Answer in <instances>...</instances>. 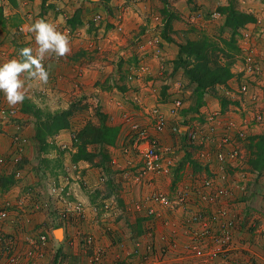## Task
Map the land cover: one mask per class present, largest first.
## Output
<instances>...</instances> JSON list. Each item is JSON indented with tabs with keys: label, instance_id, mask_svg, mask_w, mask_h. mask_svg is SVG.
I'll use <instances>...</instances> for the list:
<instances>
[{
	"label": "crops",
	"instance_id": "obj_1",
	"mask_svg": "<svg viewBox=\"0 0 264 264\" xmlns=\"http://www.w3.org/2000/svg\"><path fill=\"white\" fill-rule=\"evenodd\" d=\"M233 1L238 9L256 17L246 27L256 33L261 28L256 25L260 20L264 29V0ZM12 3L13 0H0V9L3 11V18L0 19L1 63L17 58L21 48H36L34 36L25 27L34 22L32 16L36 12L39 14L38 19L59 24L61 28H70V35L60 31L69 36L71 53L59 60L47 59L48 83L31 81L32 87L27 89L26 97L43 110L57 111L74 107L75 113L82 110V116L75 120L73 117L72 128L61 130L48 138L52 148L45 153L55 151V154L48 155V165L39 167L42 174L46 172L50 177L51 184L59 187L58 207L75 208L78 204L82 206L81 212L71 210L70 222L67 221L68 228L60 225L58 221L54 222L53 253H49L42 264H91L89 253L83 248L85 244L82 239L85 235H92L96 249L103 251L98 264H138V258L131 255L135 250V243L138 240L145 243L151 240L161 250L173 241L172 228L179 235L176 241L180 251L184 250L187 240L183 233L184 225H180L185 220L179 219L183 210L171 211L170 208L156 205L160 217L150 220L144 214L145 209L138 211L135 204L142 203L145 208L151 204L146 203L145 198L153 191L172 195L174 189L191 185L193 181L210 174L213 169L220 171L217 168L215 143L209 140L204 146L192 145L187 134L189 125L200 121L205 124V133L211 136L221 132L222 126L229 122L242 124L251 112H247L249 109H257L261 107V103L264 104V32L261 35L255 34L252 42L262 66L261 84L257 86L252 83L251 87V92L258 95L257 104H253V100L247 95L243 99L244 113L238 109L241 104L238 88L242 79L239 71L243 62L240 55H237L232 64L233 77L228 83L207 91L204 103L197 113L190 112L185 116L180 113L176 116L170 113L174 98H183L185 107H189L194 100V87L186 78L183 68L175 69L180 45L213 33L214 22L219 19L210 18V14L217 11L218 7L228 5L230 0H15L16 4ZM167 9L172 16L168 24L164 25V19L167 18L164 12L168 13ZM26 14L31 18L30 21ZM98 14L102 18L96 20ZM158 15L161 16V22L155 19ZM194 15L197 17L192 21L190 17ZM22 27L24 30H20ZM137 39H140L149 52H153L157 44L161 49L159 58L153 59L152 53L139 55L141 47L136 42ZM154 40L158 41L153 47L148 45ZM141 65L148 66V70H140ZM131 73L136 75L135 78H130ZM17 106L20 108L19 120L31 125L25 128L29 144L24 160L29 161L34 156L39 157V151L33 148V145H37L34 140L35 118L22 112V104ZM154 106H159L169 121L168 127L160 133L154 131L148 113ZM99 113L106 117L108 124L115 125L120 130L116 145L108 146L109 162L104 166L99 163L98 158L93 163L83 159L73 161V154L77 151V131L89 122L99 124L103 121ZM214 113H219L217 119L213 123L206 122V117ZM126 117L150 128L151 133L160 138L165 149L164 157L173 159L172 173L166 176L148 174L140 182H126L124 174L137 172L143 161L141 153L135 149L127 154L123 150L124 146L129 145L131 136V123ZM208 125H214L212 132ZM172 126L179 127L180 131L174 132ZM230 132L235 134L236 130L231 129ZM262 135L264 127L257 126L250 136L249 144L244 145L240 141V145L243 149L247 148V152L253 157V138L257 137V140ZM9 144V134L1 135L2 153H8ZM146 145L144 142L141 147ZM92 148L93 146L89 147ZM205 148L208 151L207 158L201 156V151ZM62 155L65 159H62ZM22 166L25 180L17 182L14 178L7 184L6 189L1 185L0 201L13 199L23 187L34 185L29 182L34 176L29 173L28 165ZM241 166L233 168L228 165L226 173L229 182L237 177L239 170L244 171ZM0 176L10 175L2 172ZM104 177L109 178L112 184L108 189L111 195L107 197H103L97 187L93 188V183L97 181L100 184ZM259 179H264V176L253 179L247 195L241 189L235 190L232 209L242 216L243 225L244 215L249 211L264 219V181ZM99 202L100 206L106 202L103 209L96 207ZM108 203L112 204L108 206ZM208 206L212 205L200 203V207L209 213L211 209ZM44 221L45 216L41 214L28 219L24 235L39 229ZM57 224L63 229L62 234L59 231L60 237L57 236V229H54ZM150 233L153 235L148 236ZM237 234L238 238L248 242L249 249L257 255L253 259L247 255H237L232 264H264V239L248 232ZM69 236L75 239L73 245L68 243ZM163 236L166 239L162 241ZM168 253L169 256L176 254L174 249Z\"/></svg>",
	"mask_w": 264,
	"mask_h": 264
},
{
	"label": "built area",
	"instance_id": "obj_2",
	"mask_svg": "<svg viewBox=\"0 0 264 264\" xmlns=\"http://www.w3.org/2000/svg\"><path fill=\"white\" fill-rule=\"evenodd\" d=\"M196 17L197 15H194L190 19L194 21ZM101 18L102 16L98 14L95 19ZM210 18L220 19L222 14L213 11ZM155 19L161 22V16L158 15ZM54 25L57 26L58 31L62 30L69 35L71 34L70 28H61L59 24ZM256 25L261 27L256 33L245 26L240 30L239 36L240 58L243 65L239 71L242 79L238 88L241 97V104L238 109L243 113V99L247 95H249V99L253 100V104H257L259 101L258 95L251 92V87L252 83L257 86L261 84L262 66L252 42L255 34L261 35L264 29L260 20L257 21ZM20 30H24V28L22 27ZM157 41H150L148 45L153 47ZM136 42L141 47L139 55L145 56L152 53L153 59L159 58L161 49L157 47V44L153 52H149L143 47L140 39H137ZM1 61L0 58V64H3ZM44 65L48 70L47 59H45ZM148 68L145 65L139 67L140 70H148ZM135 76L131 73L130 78H135ZM184 107L185 101L182 98H176L171 102L170 113L176 116L180 115V111ZM247 112H250L249 116L244 118L242 124L237 125L235 122H229L222 126L221 132L213 133L211 136L205 133V124L200 121L192 122L189 125L187 134L192 145L204 146L209 140L215 143L217 168L220 171L213 169L210 174L193 181L191 185L174 189L172 195L162 191H153L145 198L146 203H151L145 208L142 203L135 204L136 210L143 211L145 209L144 214L150 220L160 217L156 205L170 208L171 211L183 210L179 219L185 220L180 226L184 225L183 233L187 240L184 250L180 251V246L176 241L179 239V235L175 228L171 229L173 241L161 250L151 240H147L146 243L143 240H138L135 243V250L131 254L138 258V264H232L237 255H247L250 259L257 255L252 249H249L245 239L237 237V233L248 232L264 239V219L256 217L253 211H249L244 215L243 225L242 216L233 212L232 209L235 190L241 189L246 194L250 190L249 186L253 179L264 176L263 171L252 168V155L247 152V148L244 147L243 149L240 145V141H243L244 145L249 144L250 136L257 126L264 127V104L261 103V107L249 109ZM19 113L20 108L18 106L9 107L3 93H0V138L4 134L2 130L8 126L14 127L12 131H7L10 137L8 153L4 154L0 150V173H8L16 180L21 179L24 175L22 165L26 147L29 144V137L18 124ZM148 113L155 132H163L168 127L167 115L159 106L152 107ZM218 115L219 113L211 114L205 120L213 123ZM126 118L131 123V136L129 145L124 146L123 150L127 154L135 149L141 153L143 158L142 165L137 172L126 173L129 181L140 182L141 178L148 174L166 176L172 173L173 159L164 157L165 149L160 138L152 134L150 128L139 122L131 121L130 117ZM171 128L174 132L180 131L177 126ZM231 129H235L236 133L232 134ZM213 130L214 125L210 127V132ZM144 142L147 145L142 148ZM201 152V156L207 158L208 151L206 148ZM241 164L243 165L241 166ZM228 165L233 168L244 167V171L239 170L237 177L230 182L228 173H226ZM208 169H211V165ZM23 188L18 194H15L13 199L6 198L0 201V264H42L49 253H53L52 240L54 235L52 231L55 220L61 221L68 228L67 223L70 222L71 210L76 209L79 212L82 210L80 204L75 208L58 207L60 190L55 184H50L47 190H40L34 186ZM250 200L251 198L248 199V201ZM201 202L212 205L207 207L211 209V212L208 213L205 208L200 207ZM37 214H43L46 221L42 222L41 227L33 233L24 235V232L27 231L26 221ZM150 235L151 233L148 234V236ZM161 238L163 241L166 236ZM82 240L85 244L83 248L89 253L90 263L98 264L101 262L103 251L96 249L94 237L85 235ZM74 242V237L69 236L68 243L73 245ZM142 248L145 249L142 251ZM172 249L175 250L176 254L169 256L168 252ZM89 250L92 251L88 252Z\"/></svg>",
	"mask_w": 264,
	"mask_h": 264
},
{
	"label": "trees",
	"instance_id": "obj_3",
	"mask_svg": "<svg viewBox=\"0 0 264 264\" xmlns=\"http://www.w3.org/2000/svg\"><path fill=\"white\" fill-rule=\"evenodd\" d=\"M12 4H16L15 0ZM217 11L222 14L223 18L221 29L228 31L229 36L219 33V37L211 39L205 35L180 45L175 69L183 68L186 78L194 87L193 103L180 111L183 116L190 112L197 113L204 103L206 92L218 85H226L233 77L232 64L236 56L241 53L238 45L240 30L256 20L252 13L238 9L233 0H230L228 5L218 7ZM164 14L167 16L164 19V25H166L172 15L166 11ZM1 18H3L2 9H0ZM21 110L35 118L34 140L40 152L45 153L52 148L48 141L49 137L58 134L61 130L72 128V119L76 109L74 107L57 111L43 110L26 97ZM99 115L100 119H103L99 124L89 122L77 131L75 139L77 151L73 154V161L83 159L93 163L94 159L98 158L99 163L104 166L109 162L108 146L116 145L120 130L117 126L108 124L102 113ZM256 138H253L255 151L251 165L256 170L264 171V135L257 140ZM90 146L93 148L89 149ZM47 161L49 159L43 162ZM13 179V176H0V186L6 189L7 184Z\"/></svg>",
	"mask_w": 264,
	"mask_h": 264
},
{
	"label": "clouds",
	"instance_id": "obj_4",
	"mask_svg": "<svg viewBox=\"0 0 264 264\" xmlns=\"http://www.w3.org/2000/svg\"><path fill=\"white\" fill-rule=\"evenodd\" d=\"M35 39V52L31 47L18 50L17 58L0 64V93H3L9 107H16L26 99L31 81L47 84L49 71L45 59L66 58L71 53L70 38L58 31L57 26L44 19H37L25 26Z\"/></svg>",
	"mask_w": 264,
	"mask_h": 264
},
{
	"label": "rangeland",
	"instance_id": "obj_5",
	"mask_svg": "<svg viewBox=\"0 0 264 264\" xmlns=\"http://www.w3.org/2000/svg\"><path fill=\"white\" fill-rule=\"evenodd\" d=\"M38 15H39L38 12H36V14H34V16H32V20L36 21L38 19ZM26 17H27V20L30 21L31 18H29L27 16V14H26ZM220 22H222L220 19H219L218 22H217V20L214 22L215 23L214 32L207 35L209 38L212 39L214 37H219V33L220 34H223L225 36H229V32L228 31L221 29V23ZM11 36H14V34H11ZM33 51L35 52V48L34 47H33ZM79 107H81V106H79ZM77 111H76L77 113L74 114L75 116L73 115L74 120L77 119V117L82 116V110L80 109V110H77ZM17 120L19 121L18 124H20V126L22 127L23 132L25 133V128H28L31 125L26 124V121L21 122L19 120V118ZM13 129H14L13 126H8L4 130H2V133L7 134L8 133L7 131L13 130ZM36 146L33 145V148H34V150L39 151V157H35L34 156L33 159L32 160H29V161L27 159L28 162L24 160V163L23 164H24V167L26 165H28V167H29L28 168L29 173L32 175V177L34 176L33 177V180H31V178H30V181H29V182H32V184H34L32 186H36L40 190H47V188L49 187V185L52 183V180L50 179V177L47 174H45L46 172L42 174L40 172V170H39V167H40V165H42V166L48 165V162H43V161H45V159H50L49 156H53L55 154V151H53V152L50 151V153H48V154L47 153H44L43 154V153L40 152L38 146L37 147ZM60 150H62V149L60 148ZM61 157H62V159H65V156L64 155H62ZM23 177H24V175H23ZM23 177L21 179L15 180V181L19 182V181L25 180V179H23ZM124 178L126 179V182L129 181V179L127 178L126 173L124 174ZM261 180L264 181V179H259V181H261ZM263 184H264V182H263ZM111 185L112 184H110V179L104 177V181L101 182L100 184H97V181H95V183H93V188H96L97 187L98 191L102 192L103 197H107V196L111 195V193L110 194L108 193V189H110L112 187ZM106 202H109V201H106ZM106 202L101 203L102 206H100V202H99V204L96 207L97 208L100 207L101 209H103V204H105ZM111 204L112 203H108V206H110ZM116 207H117V205H116ZM41 215H43V214H41ZM31 218H33V217H31ZM58 223L60 225L64 226L61 221H58ZM57 226H58V224H57ZM58 228H61V227H57V228H54V229L56 230ZM62 232H63V229H62ZM57 236L60 237V234L57 233Z\"/></svg>",
	"mask_w": 264,
	"mask_h": 264
},
{
	"label": "water",
	"instance_id": "obj_6",
	"mask_svg": "<svg viewBox=\"0 0 264 264\" xmlns=\"http://www.w3.org/2000/svg\"><path fill=\"white\" fill-rule=\"evenodd\" d=\"M59 231H62V229L61 228L57 229L56 233L60 234Z\"/></svg>",
	"mask_w": 264,
	"mask_h": 264
},
{
	"label": "bare ground",
	"instance_id": "obj_7",
	"mask_svg": "<svg viewBox=\"0 0 264 264\" xmlns=\"http://www.w3.org/2000/svg\"><path fill=\"white\" fill-rule=\"evenodd\" d=\"M60 233L62 234V231H60Z\"/></svg>",
	"mask_w": 264,
	"mask_h": 264
}]
</instances>
